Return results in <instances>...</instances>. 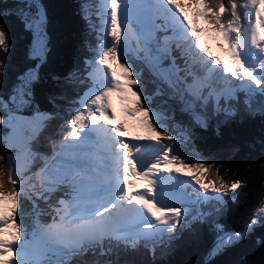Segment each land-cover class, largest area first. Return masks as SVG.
<instances>
[{
	"label": "snow or ice",
	"instance_id": "snow-or-ice-1",
	"mask_svg": "<svg viewBox=\"0 0 264 264\" xmlns=\"http://www.w3.org/2000/svg\"><path fill=\"white\" fill-rule=\"evenodd\" d=\"M0 4V264H173L181 248L243 264L224 258L264 249V191L228 230L246 185L179 174L212 167L200 132L258 122L264 142V0H78L69 18ZM114 99L148 135L125 139Z\"/></svg>",
	"mask_w": 264,
	"mask_h": 264
},
{
	"label": "trees",
	"instance_id": "trees-1",
	"mask_svg": "<svg viewBox=\"0 0 264 264\" xmlns=\"http://www.w3.org/2000/svg\"><path fill=\"white\" fill-rule=\"evenodd\" d=\"M14 0H7L11 5ZM62 18L71 17L78 0H45ZM0 6H3L0 4ZM17 42L19 37H15ZM179 118V117H178ZM197 153L212 164L203 183L210 180L223 179L228 185L232 181L240 180L246 187L243 188L240 201L232 203L231 211L222 217V223L228 230H239L245 218L249 215L253 204L258 200L259 193L264 191V142L260 138L259 123L241 122L222 129L220 135L209 129L200 132L196 141ZM219 165V168L216 166ZM203 173V172H202ZM206 174V173H205ZM210 242L205 238L202 243ZM252 247L242 245L236 252L225 257V260H239ZM195 251L190 248H181L170 259L173 264H182L194 257Z\"/></svg>",
	"mask_w": 264,
	"mask_h": 264
},
{
	"label": "rangeland",
	"instance_id": "rangeland-1",
	"mask_svg": "<svg viewBox=\"0 0 264 264\" xmlns=\"http://www.w3.org/2000/svg\"><path fill=\"white\" fill-rule=\"evenodd\" d=\"M223 2L227 5V0H223ZM201 21V24H202V26H203V28H204V30L206 29V27H207V24H205L204 23V21L203 20H200ZM202 31L203 33L201 34V43L210 51V52H212V54L214 55V56H217V55H222V57L223 58H227L226 57V51L225 52H223L221 49H219V47L221 46V44H220V42L222 41V40H220L218 37H211L210 38V40H209V38L208 37H205V31ZM210 35L211 36H214L213 34H212V32H211V29H210ZM221 48H223L224 50H226L227 48H226V45H223V47H221ZM223 52V53H222ZM223 58L221 59V60H223ZM228 59H229V57H228ZM225 63H231V61H224ZM121 105V103L119 102V101H116L115 99H114V107L116 108L118 105ZM120 108V107H119ZM119 110L120 109H118L117 110V112H119ZM122 114H123V112H122ZM126 123H128V121H130V119H126V120H124ZM134 121V120H133ZM137 130L138 131H140L141 132V134L142 135H148V133H146L145 131H143L141 128H140V126H138V128H137ZM213 131V130H212ZM186 163L188 162V161H185ZM180 168V165H167V168H169V169H172L173 170V173L174 174H176L175 173V169L176 168H178V167ZM183 169V168H182ZM210 171H211V168H208ZM188 172H192L193 173V175L194 176H196L198 179H200L201 180V182L204 180V179H206V177H207V174H208V172H206V170H204V169H195V171H192V169H183V171H180V175H182L183 177H184V179H187V180H190L191 181V183L192 184H195V181L194 180H192V178L190 177V176H188L187 175V173ZM203 172V173H202ZM206 173V174H205ZM209 181H213V184L215 185V186H218V184H216V181H214V180H210V179H208ZM208 183V182H207ZM225 184H227V183H225ZM228 185V184H227ZM196 187H198V185H196ZM241 198H242V195H241V193H240V195L238 196V198L236 199V201H240L241 200ZM231 206V208H232V204L230 205ZM233 209V208H232ZM230 211H231V209H230Z\"/></svg>",
	"mask_w": 264,
	"mask_h": 264
},
{
	"label": "water",
	"instance_id": "water-1",
	"mask_svg": "<svg viewBox=\"0 0 264 264\" xmlns=\"http://www.w3.org/2000/svg\"><path fill=\"white\" fill-rule=\"evenodd\" d=\"M239 260L243 264H264V249L256 246L245 253Z\"/></svg>",
	"mask_w": 264,
	"mask_h": 264
},
{
	"label": "bare ground",
	"instance_id": "bare-ground-1",
	"mask_svg": "<svg viewBox=\"0 0 264 264\" xmlns=\"http://www.w3.org/2000/svg\"><path fill=\"white\" fill-rule=\"evenodd\" d=\"M226 57H227V55H226ZM118 106H119L120 108H119ZM118 106H117V107H118V109H120V110H119V112H116V113H117V116L123 121V123H125V126H127V123H126L124 120H126V119H130V118L127 117V116L124 114V112H123V114H122V106H121L120 104H119ZM118 109H117V110H118ZM117 110H116V111H117ZM132 179H135V178L133 177ZM142 187H143V185H142L141 183L138 182V183L136 184V188L139 189V188H142Z\"/></svg>",
	"mask_w": 264,
	"mask_h": 264
}]
</instances>
